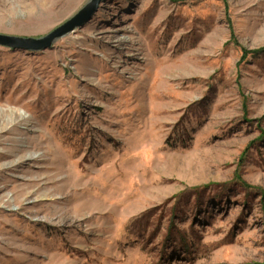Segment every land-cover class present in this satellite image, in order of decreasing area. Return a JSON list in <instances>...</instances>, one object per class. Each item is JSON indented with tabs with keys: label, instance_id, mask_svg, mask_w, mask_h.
<instances>
[{
	"label": "rangeland",
	"instance_id": "obj_1",
	"mask_svg": "<svg viewBox=\"0 0 264 264\" xmlns=\"http://www.w3.org/2000/svg\"><path fill=\"white\" fill-rule=\"evenodd\" d=\"M88 1L0 0V33ZM0 264H264V0H102L0 45Z\"/></svg>",
	"mask_w": 264,
	"mask_h": 264
},
{
	"label": "water",
	"instance_id": "obj_2",
	"mask_svg": "<svg viewBox=\"0 0 264 264\" xmlns=\"http://www.w3.org/2000/svg\"><path fill=\"white\" fill-rule=\"evenodd\" d=\"M101 1L102 0H89L74 15L41 37L16 36L0 33V45L24 50L48 48L56 39L73 32L75 28L83 26L88 20H90Z\"/></svg>",
	"mask_w": 264,
	"mask_h": 264
},
{
	"label": "bare ground",
	"instance_id": "obj_3",
	"mask_svg": "<svg viewBox=\"0 0 264 264\" xmlns=\"http://www.w3.org/2000/svg\"><path fill=\"white\" fill-rule=\"evenodd\" d=\"M51 2V3H50ZM54 0H38L37 4L39 7L46 8L48 4H52Z\"/></svg>",
	"mask_w": 264,
	"mask_h": 264
}]
</instances>
